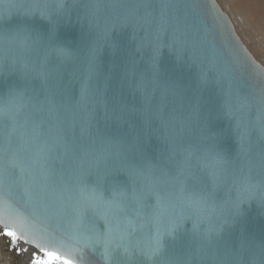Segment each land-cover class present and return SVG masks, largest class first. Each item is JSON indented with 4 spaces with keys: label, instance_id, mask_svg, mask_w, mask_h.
<instances>
[{
    "label": "water",
    "instance_id": "water-1",
    "mask_svg": "<svg viewBox=\"0 0 264 264\" xmlns=\"http://www.w3.org/2000/svg\"><path fill=\"white\" fill-rule=\"evenodd\" d=\"M62 3L63 12L48 8L50 15L17 14L0 22V31L22 25L46 35L55 20L56 43L74 53L63 62L50 58V75L43 80L21 63L38 68L42 48L7 51L17 58L13 66L0 43V108L10 92H23L13 119L0 112V171L10 160L19 165L12 169L11 186L0 177V222L24 235L23 247H46L76 264L237 259L245 264L253 254L258 259L264 203L244 199L237 210L236 201L247 178L264 180V65L243 43L231 17L217 0ZM92 49L95 72L89 68ZM157 112L166 127L153 118ZM172 137L178 149L192 152L191 176L179 174L186 153L174 155ZM210 144L228 161L215 183L197 164ZM117 151L120 159L140 167L150 163L151 171L133 180L116 163ZM81 167L89 184L100 179L106 197L120 190L129 198L133 191L147 197L139 214H120L111 225L99 219L106 235L98 243L84 231L88 215L77 227L70 177ZM180 181L189 190L212 192L199 226L200 233L212 227L208 239L194 232L191 219L171 236L164 231L173 214L174 195L168 194H175ZM26 185L34 189L31 199L24 194ZM157 238L160 247L153 255Z\"/></svg>",
    "mask_w": 264,
    "mask_h": 264
},
{
    "label": "snow or ice",
    "instance_id": "snow-or-ice-1",
    "mask_svg": "<svg viewBox=\"0 0 264 264\" xmlns=\"http://www.w3.org/2000/svg\"><path fill=\"white\" fill-rule=\"evenodd\" d=\"M7 4V10L5 12L3 6H0V20L5 21L17 14H23L26 17H31L36 13L42 16L50 15L46 12V9L52 8L55 12H63L65 10V5L62 0H56L54 4H50L47 0H5ZM52 24L51 30L46 35H41L40 33H33L28 27L17 26L15 28L9 29L5 28L0 31V41L6 43L9 51L19 48L25 52L36 51L39 52L43 49V57L37 68L35 63L29 65L23 61V69L27 72H35L36 76L43 80H47L50 71L48 70V61L50 58H55L60 61H65L72 59L74 53L60 46L56 43V33H55V20H50ZM4 59L10 60L11 65L17 63L16 57H9L7 53ZM96 50L92 49L89 53V68L90 72H95L96 69ZM88 88L87 86L82 90L81 101L87 98ZM23 97V92L12 91L9 93V99L4 102L0 112H2L6 117L13 119L11 115L13 109L18 110L20 105L18 101ZM116 118L121 119L122 113H116ZM153 118L159 119L161 125L166 127L165 122L157 112L153 115ZM87 126L82 128V132H86ZM205 139H211L210 137H205ZM169 142L173 145V153L176 154L180 151L184 155V159L181 162L183 167L179 169L180 175L191 176V158L192 152L187 149H178L176 147L175 137L170 138ZM117 161L120 170L125 171L130 178L137 180L143 176H146L152 169L150 163H146L144 167H140L136 163L128 162L127 160L120 159L122 153L116 152ZM99 160L96 164H99ZM228 161L215 150L214 144H210L200 157H197V164L201 170H207V173L212 177L213 182L219 179L220 173L224 170V165ZM19 167L14 160L6 162V165L2 171H0V177L3 178L5 182L11 184L16 181L13 180L12 169ZM21 173L23 169L21 168ZM105 175L110 174L105 172ZM167 175V173H165ZM47 174H45V179ZM73 182V190L77 196V202L75 207L77 227L84 222L85 215H88L89 223L85 226L84 231L88 233V239L93 243H98L102 241L105 237L100 229L103 225L98 227L99 219H102L105 224L111 225L114 220L118 221L120 214H127L129 211H136L139 214L145 207L146 195L143 192L133 191L131 198L129 194L120 190L115 192L111 197L105 196V190L98 179L94 184H89L87 181V172L81 167L73 176L70 177ZM33 187L26 185L24 187V194L31 199L33 197ZM169 196L174 195V203L172 205L173 214L170 215L169 219L165 224L164 231L167 235L171 236L176 232L186 220H193V229L198 235H202L204 239L209 238V234L213 231L212 227L209 226L204 233L199 232L200 224L205 222L203 209L208 205V201L212 198V192H209L202 188L199 191L189 190L184 181L179 182V187L175 194H168ZM158 200L161 199L159 194H157ZM259 199L261 203H264V180L260 182H253L251 178H247L243 189L238 194V199L236 201V208L238 210L239 203L243 202L244 199ZM7 239L9 246L16 247L19 245V251L26 252L28 254V260L26 264H76V261L62 256L56 251H51L46 247H41L38 245H31V250H26L23 248V244L28 243L24 235L18 232L15 227H12L7 222H0V239ZM160 240L157 238L156 246L153 248L151 254H155L159 251ZM245 247L244 242H241V248ZM222 264H240V260L222 262ZM245 264H264V245L260 248L259 258L255 254L252 255L249 261Z\"/></svg>",
    "mask_w": 264,
    "mask_h": 264
},
{
    "label": "bare ground",
    "instance_id": "bare-ground-1",
    "mask_svg": "<svg viewBox=\"0 0 264 264\" xmlns=\"http://www.w3.org/2000/svg\"><path fill=\"white\" fill-rule=\"evenodd\" d=\"M217 1L231 17L243 43L264 65V0Z\"/></svg>",
    "mask_w": 264,
    "mask_h": 264
},
{
    "label": "rangeland",
    "instance_id": "rangeland-1",
    "mask_svg": "<svg viewBox=\"0 0 264 264\" xmlns=\"http://www.w3.org/2000/svg\"><path fill=\"white\" fill-rule=\"evenodd\" d=\"M28 254L22 255L16 247L9 246L8 240L0 239V264H26Z\"/></svg>",
    "mask_w": 264,
    "mask_h": 264
},
{
    "label": "clouds",
    "instance_id": "clouds-1",
    "mask_svg": "<svg viewBox=\"0 0 264 264\" xmlns=\"http://www.w3.org/2000/svg\"><path fill=\"white\" fill-rule=\"evenodd\" d=\"M0 6H3V8H4L5 12H6V10H7V4H6L5 0H0ZM0 22H2V20H0ZM0 43H2V44L4 45L5 51H6V53H7V51H9V48H8V46L6 45V43L3 42V41H0ZM225 165H226V164H225ZM225 165H224V166H225Z\"/></svg>",
    "mask_w": 264,
    "mask_h": 264
},
{
    "label": "flooded vegetation",
    "instance_id": "flooded-vegetation-1",
    "mask_svg": "<svg viewBox=\"0 0 264 264\" xmlns=\"http://www.w3.org/2000/svg\"><path fill=\"white\" fill-rule=\"evenodd\" d=\"M24 249H26V250H30V249H28V248H25V247H23ZM16 249L19 251V245L18 246H16ZM22 255H24V254H26L27 253V251H26V253L25 252H21V251H19Z\"/></svg>",
    "mask_w": 264,
    "mask_h": 264
}]
</instances>
